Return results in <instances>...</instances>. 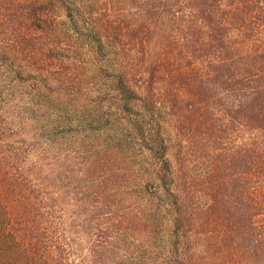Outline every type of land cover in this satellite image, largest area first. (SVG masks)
I'll list each match as a JSON object with an SVG mask.
<instances>
[{
  "label": "rangeland",
  "instance_id": "rangeland-1",
  "mask_svg": "<svg viewBox=\"0 0 264 264\" xmlns=\"http://www.w3.org/2000/svg\"><path fill=\"white\" fill-rule=\"evenodd\" d=\"M188 1L0 0L1 131L45 182L52 220L75 264H168L172 216L158 205L160 141L173 168L183 141L182 166L193 186L202 184L207 149L198 150L186 135L176 138L180 105L167 96L163 102L158 87L153 106L148 101L138 45L187 46L192 34L184 39L180 23H190ZM30 9L47 21L46 32L32 29ZM259 11L264 7L255 5L245 13L246 26L255 29L251 38L243 30L236 36L235 24L230 44L264 47ZM185 70L190 77L189 65ZM243 135L230 130L218 153L231 155Z\"/></svg>",
  "mask_w": 264,
  "mask_h": 264
},
{
  "label": "trees",
  "instance_id": "trees-1",
  "mask_svg": "<svg viewBox=\"0 0 264 264\" xmlns=\"http://www.w3.org/2000/svg\"><path fill=\"white\" fill-rule=\"evenodd\" d=\"M255 5L263 8L264 0H189L190 23H180L184 39L187 31L192 34L187 46L138 45L148 101L153 106L158 87L163 102L167 96L171 105H180L176 138L186 135L198 150L207 149L202 184L193 186L182 166L183 141L175 149L176 168L164 158L168 148L164 138L160 141L167 167L159 175L158 205L172 216L168 264H264V47L229 41L235 24L236 36L243 30L251 38L255 29L246 26L245 13ZM36 11L28 12L30 24H37L32 29L46 32L49 24ZM123 81L119 75L117 83ZM236 127L244 135L235 152L219 154V145ZM1 130L0 264H75L70 242L52 220L45 182L37 181L25 150L5 143ZM160 132L158 127L151 135L154 144Z\"/></svg>",
  "mask_w": 264,
  "mask_h": 264
}]
</instances>
